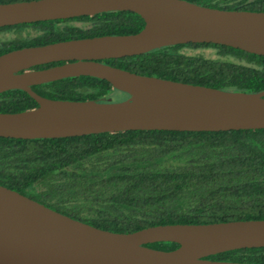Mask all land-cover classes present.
Here are the masks:
<instances>
[{
  "label": "water",
  "instance_id": "1",
  "mask_svg": "<svg viewBox=\"0 0 264 264\" xmlns=\"http://www.w3.org/2000/svg\"><path fill=\"white\" fill-rule=\"evenodd\" d=\"M132 11L136 33L27 46L0 55V93L23 89L38 106L0 112V136L59 138L125 130L219 131L264 128V90H225L132 72L105 59L189 42L264 55V11L190 0H20L0 3V26ZM65 61L48 68L34 66ZM106 79L129 97L70 100L31 86L67 77ZM172 241V250L149 246ZM264 247V219L159 224L134 232L103 229L0 184V264H263L213 260L224 251Z\"/></svg>",
  "mask_w": 264,
  "mask_h": 264
},
{
  "label": "trees",
  "instance_id": "2",
  "mask_svg": "<svg viewBox=\"0 0 264 264\" xmlns=\"http://www.w3.org/2000/svg\"><path fill=\"white\" fill-rule=\"evenodd\" d=\"M13 1L20 0L0 3ZM190 1L264 11V0ZM144 25L138 13L119 10L0 26V55L76 38L136 33ZM104 62L219 89L264 90V55L212 42L180 43ZM36 89L49 98L70 100L112 98L113 92L120 91L106 79L90 75L51 81ZM120 92V100L129 97ZM37 105L21 89L0 93V112ZM0 184L115 232L159 224L264 219V128L136 129L33 139L0 136ZM148 245L166 250L179 246L172 241ZM209 258L264 264V247L229 250Z\"/></svg>",
  "mask_w": 264,
  "mask_h": 264
},
{
  "label": "flooded vegetation",
  "instance_id": "3",
  "mask_svg": "<svg viewBox=\"0 0 264 264\" xmlns=\"http://www.w3.org/2000/svg\"><path fill=\"white\" fill-rule=\"evenodd\" d=\"M31 23H33V22H31ZM65 62V61H64ZM52 63H54V62H52ZM47 64H49V63H47ZM61 64H63V63H61ZM43 65V64H42ZM57 65V64H56ZM38 66H40V65H37V66H34L32 69H42V68H37ZM53 66V65H52ZM46 68H48V67H46ZM45 83H48V82H45ZM42 84H44V83H40V84H34V85H32L31 86V88L34 90V91H36L37 92V89H36V87H39L40 85H42ZM21 90H23V89H21ZM23 91H25V90H23ZM25 92H27V91H25ZM28 94H29V92H27ZM37 93H39V92H37ZM30 95V94H29ZM41 95V94H40ZM31 96V95H30ZM44 96V95H43ZM32 97V96H31ZM33 98V97H32ZM101 99H107L106 97H104V98H101ZM38 106V105H37Z\"/></svg>",
  "mask_w": 264,
  "mask_h": 264
},
{
  "label": "rangeland",
  "instance_id": "4",
  "mask_svg": "<svg viewBox=\"0 0 264 264\" xmlns=\"http://www.w3.org/2000/svg\"><path fill=\"white\" fill-rule=\"evenodd\" d=\"M123 97V93L119 92H113L112 94V98H114L115 100H120Z\"/></svg>",
  "mask_w": 264,
  "mask_h": 264
}]
</instances>
